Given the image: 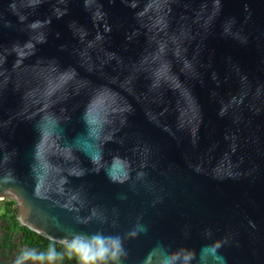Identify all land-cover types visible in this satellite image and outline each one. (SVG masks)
I'll use <instances>...</instances> for the list:
<instances>
[{
  "label": "water",
  "instance_id": "obj_1",
  "mask_svg": "<svg viewBox=\"0 0 264 264\" xmlns=\"http://www.w3.org/2000/svg\"><path fill=\"white\" fill-rule=\"evenodd\" d=\"M0 197L94 264H264V0H0Z\"/></svg>",
  "mask_w": 264,
  "mask_h": 264
},
{
  "label": "rangeland",
  "instance_id": "obj_2",
  "mask_svg": "<svg viewBox=\"0 0 264 264\" xmlns=\"http://www.w3.org/2000/svg\"><path fill=\"white\" fill-rule=\"evenodd\" d=\"M9 208H17L16 201L9 197H0V254L5 250L10 254V256H5V264H13V260L22 261L26 255L32 256V254L36 255L38 258L40 257L41 259H43V250L34 249L28 245H25L21 241V234L19 230L11 226L10 224V217L13 213H9L7 214V216H5V212ZM8 233H10L9 239L5 238V235H7ZM72 249L73 248L68 250L65 255L59 258L61 264L77 263V260L74 259L80 258L81 254L79 252L75 254L76 252H74ZM0 258H2L1 255ZM0 264L2 263L0 262Z\"/></svg>",
  "mask_w": 264,
  "mask_h": 264
},
{
  "label": "trees",
  "instance_id": "obj_3",
  "mask_svg": "<svg viewBox=\"0 0 264 264\" xmlns=\"http://www.w3.org/2000/svg\"><path fill=\"white\" fill-rule=\"evenodd\" d=\"M17 212H18L17 208L15 209L9 208L5 212V216H7V214L9 213H13L10 217L11 226L19 230L21 234V241L25 245H28L34 249L44 250V253L42 255L43 258L51 257V256L58 258L65 255L66 252L71 248H73L74 246L81 248V244L78 242L65 245L60 242L48 239L43 235L39 234L38 232L30 229L29 227L22 225L17 218V214H18ZM82 254L83 257L86 259L87 254L85 250H82ZM87 264H94V263L87 262Z\"/></svg>",
  "mask_w": 264,
  "mask_h": 264
},
{
  "label": "crops",
  "instance_id": "obj_4",
  "mask_svg": "<svg viewBox=\"0 0 264 264\" xmlns=\"http://www.w3.org/2000/svg\"><path fill=\"white\" fill-rule=\"evenodd\" d=\"M1 234V233H0ZM10 233H8L7 235H5V238L9 239ZM41 252V251H40ZM44 252V250L42 251ZM43 254V253H42ZM0 258V262L2 264H5V256H10L9 253L6 252V250L4 252H2ZM60 257L56 258V257H46L41 259L40 257L38 258L36 255L30 256V255H26L22 261L20 260H13V264H61L60 262ZM76 264H84L81 261H77Z\"/></svg>",
  "mask_w": 264,
  "mask_h": 264
},
{
  "label": "built area",
  "instance_id": "obj_5",
  "mask_svg": "<svg viewBox=\"0 0 264 264\" xmlns=\"http://www.w3.org/2000/svg\"><path fill=\"white\" fill-rule=\"evenodd\" d=\"M72 250H73L74 252H76L75 254H77L78 252L81 254V257H80V258H78V259H74V260L81 261V262H83L84 264H87L86 259L83 257L82 249H81V248H79V247H75V246H74Z\"/></svg>",
  "mask_w": 264,
  "mask_h": 264
},
{
  "label": "clouds",
  "instance_id": "obj_6",
  "mask_svg": "<svg viewBox=\"0 0 264 264\" xmlns=\"http://www.w3.org/2000/svg\"><path fill=\"white\" fill-rule=\"evenodd\" d=\"M119 249V242L117 241V250ZM113 255L115 256L116 253L114 252Z\"/></svg>",
  "mask_w": 264,
  "mask_h": 264
}]
</instances>
